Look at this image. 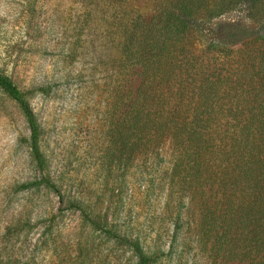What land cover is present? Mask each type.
<instances>
[{
    "label": "rangeland",
    "instance_id": "374dc122",
    "mask_svg": "<svg viewBox=\"0 0 264 264\" xmlns=\"http://www.w3.org/2000/svg\"><path fill=\"white\" fill-rule=\"evenodd\" d=\"M229 1L219 15L189 17L192 39L223 74L257 72L264 60V0ZM165 13L179 15L176 0H0V70L26 93L42 124V149L65 196L62 203L42 185L20 188L40 176L22 143L28 135L22 116L0 92V264H136L126 246L67 209L70 198L81 200L97 221L107 217L120 235L139 239L155 264H244L176 230L174 219L187 202L165 206L163 193L151 195L155 172H167L161 156L141 155L129 170L112 164L108 104L127 78L104 71L108 40L100 30ZM224 24L253 35L212 48ZM85 28H94V36L81 32ZM80 39L87 51L68 57ZM96 61L101 64L93 73ZM129 83L134 92L138 75Z\"/></svg>",
    "mask_w": 264,
    "mask_h": 264
},
{
    "label": "trees",
    "instance_id": "16d2710c",
    "mask_svg": "<svg viewBox=\"0 0 264 264\" xmlns=\"http://www.w3.org/2000/svg\"><path fill=\"white\" fill-rule=\"evenodd\" d=\"M231 2L176 0L179 15L139 17L135 23L100 30L108 40L104 71L127 78L108 104L112 164L129 170L141 155L161 156L167 172H155L151 195L163 193L165 206L187 202L184 216L178 213L174 219L176 230L230 260L264 264V60L257 72L243 61L239 74L229 69L223 74L214 56L191 36L189 17L219 15ZM94 30L81 32L94 36ZM217 35L212 48L239 43L253 33L224 24ZM76 44L68 57L87 51L84 39ZM100 64H91L93 73ZM134 73L139 84L133 92L129 77ZM0 92L22 116L28 133L22 143L40 176L20 188L42 185L63 203V190L52 180L53 166L42 149V124L26 93L1 70ZM68 201L67 209L79 211L92 228L126 246L136 264H155L139 239L120 235L107 217L104 223L97 221L78 198Z\"/></svg>",
    "mask_w": 264,
    "mask_h": 264
}]
</instances>
